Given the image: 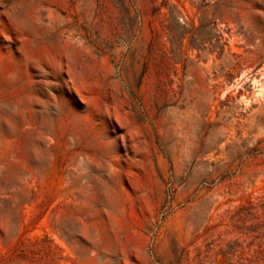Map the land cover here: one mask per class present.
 Returning <instances> with one entry per match:
<instances>
[{"label":"rangeland","instance_id":"1","mask_svg":"<svg viewBox=\"0 0 264 264\" xmlns=\"http://www.w3.org/2000/svg\"><path fill=\"white\" fill-rule=\"evenodd\" d=\"M0 264H264V0H0Z\"/></svg>","mask_w":264,"mask_h":264}]
</instances>
